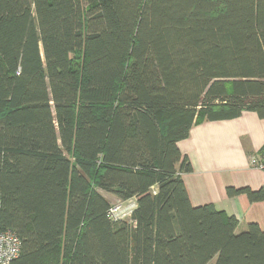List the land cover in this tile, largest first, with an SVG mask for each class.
I'll return each instance as SVG.
<instances>
[{"label":"trees","instance_id":"obj_1","mask_svg":"<svg viewBox=\"0 0 264 264\" xmlns=\"http://www.w3.org/2000/svg\"><path fill=\"white\" fill-rule=\"evenodd\" d=\"M243 111L264 117V0H0L10 264H264V231L193 206L181 177L190 128Z\"/></svg>","mask_w":264,"mask_h":264},{"label":"crops","instance_id":"obj_2","mask_svg":"<svg viewBox=\"0 0 264 264\" xmlns=\"http://www.w3.org/2000/svg\"><path fill=\"white\" fill-rule=\"evenodd\" d=\"M263 144L264 117L253 111L194 124L188 136L177 142L190 164V171L181 173L190 203L211 204L235 217L237 232L251 222L264 231V199L251 201L245 193H228L229 188L264 189V171L249 162Z\"/></svg>","mask_w":264,"mask_h":264},{"label":"built area","instance_id":"obj_3","mask_svg":"<svg viewBox=\"0 0 264 264\" xmlns=\"http://www.w3.org/2000/svg\"><path fill=\"white\" fill-rule=\"evenodd\" d=\"M250 164L264 171V144L261 148L250 155ZM135 206L134 200H130L126 205L119 202L109 209V215L114 221L128 219ZM20 252V241L15 232L11 229L0 231V264H10Z\"/></svg>","mask_w":264,"mask_h":264},{"label":"rangeland","instance_id":"obj_4","mask_svg":"<svg viewBox=\"0 0 264 264\" xmlns=\"http://www.w3.org/2000/svg\"><path fill=\"white\" fill-rule=\"evenodd\" d=\"M105 197H107L108 199H109V201H110V203L112 204V206L113 205H115V204H117V203H119V202H121V201H119L117 198H115V196H113V195H111V194H109V193H106V192H101ZM128 202V201H127ZM127 202H122V205L124 206V205H126L127 204ZM207 264H214V259L213 260H211L210 262H208Z\"/></svg>","mask_w":264,"mask_h":264}]
</instances>
